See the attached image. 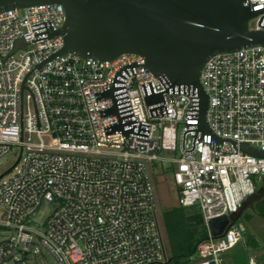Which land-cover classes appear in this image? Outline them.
<instances>
[{
  "label": "built area",
  "instance_id": "1",
  "mask_svg": "<svg viewBox=\"0 0 264 264\" xmlns=\"http://www.w3.org/2000/svg\"><path fill=\"white\" fill-rule=\"evenodd\" d=\"M244 4L260 11L250 29L264 30V0ZM65 19L60 3L0 12V158L21 149L0 179V226L11 231L0 240V264H44L38 242L59 264H169L148 163H176L179 203L196 206L207 228L263 185L264 156L241 145L264 151V46L205 61L211 132L201 136L197 89L171 86L138 53L112 60L59 53L64 38L55 31ZM152 93L163 101L148 104ZM179 148L178 157L161 155ZM44 200L55 208L39 228L31 218ZM241 239L236 222L222 236L208 228L182 264H228Z\"/></svg>",
  "mask_w": 264,
  "mask_h": 264
},
{
  "label": "water",
  "instance_id": "2",
  "mask_svg": "<svg viewBox=\"0 0 264 264\" xmlns=\"http://www.w3.org/2000/svg\"><path fill=\"white\" fill-rule=\"evenodd\" d=\"M245 0H0V12L38 3H60L66 19L55 33L62 34L59 53L112 60L131 52L145 57V65L171 86L191 85L199 99L198 129L210 133L206 120L208 94L200 82L201 69L215 52L233 51L255 44L264 46V30L250 29L249 22L260 11ZM112 95V90L105 92ZM148 104L163 101V93L146 96ZM108 113L117 112L113 106ZM121 124L115 128H121ZM214 137V136H213ZM218 142L222 139L214 137ZM236 146V142L232 141ZM242 150L264 156L247 143ZM264 196V181L242 206L229 215L213 217L210 233L222 236L225 230ZM241 229L244 227L241 225ZM39 264V263H38ZM53 264V263H52Z\"/></svg>",
  "mask_w": 264,
  "mask_h": 264
},
{
  "label": "rangeland",
  "instance_id": "3",
  "mask_svg": "<svg viewBox=\"0 0 264 264\" xmlns=\"http://www.w3.org/2000/svg\"><path fill=\"white\" fill-rule=\"evenodd\" d=\"M250 24L254 26L255 20L251 19ZM181 126L182 124L178 130L179 143L181 138ZM20 151L21 149L18 145L12 146L11 150L0 158V179L1 177L6 179L10 176V172L20 158ZM161 155L178 157L180 155V148L174 153L162 152ZM175 167L176 163L173 161L159 160L154 163H148V172L154 186L156 216L160 223L163 236L162 212L164 209L179 203V188L173 178ZM259 186L260 183L257 184V187ZM262 200L264 201V196L258 201H255L252 207L246 208L236 221V223L239 226L242 225L244 229H242V239L230 252L226 253L229 258L227 261L228 264H248L250 258H254L258 261L264 260V215L260 213L258 208V202H262ZM54 208V202L44 200L32 216L31 223L41 228ZM2 210L3 207L0 205V214ZM10 235L11 231L9 228L0 226V240L8 238ZM34 248L38 249V257L43 259L44 264H59L54 256L44 248L41 243H36ZM17 255L21 256L20 253ZM8 264H12L11 261ZM169 264L174 263L170 262Z\"/></svg>",
  "mask_w": 264,
  "mask_h": 264
},
{
  "label": "trees",
  "instance_id": "4",
  "mask_svg": "<svg viewBox=\"0 0 264 264\" xmlns=\"http://www.w3.org/2000/svg\"><path fill=\"white\" fill-rule=\"evenodd\" d=\"M264 215V201L258 202ZM164 240L170 262L182 264L194 256L197 245L207 237L208 228L200 210L180 203L162 212Z\"/></svg>",
  "mask_w": 264,
  "mask_h": 264
}]
</instances>
